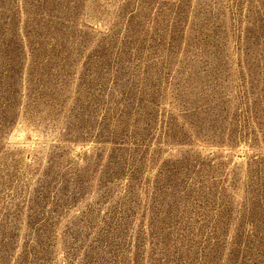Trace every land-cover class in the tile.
Returning <instances> with one entry per match:
<instances>
[{
    "label": "rangeland",
    "instance_id": "rangeland-1",
    "mask_svg": "<svg viewBox=\"0 0 264 264\" xmlns=\"http://www.w3.org/2000/svg\"><path fill=\"white\" fill-rule=\"evenodd\" d=\"M0 264H264V0H0Z\"/></svg>",
    "mask_w": 264,
    "mask_h": 264
}]
</instances>
